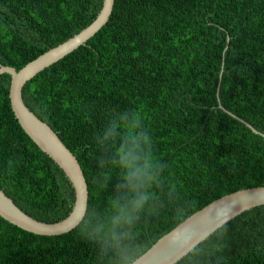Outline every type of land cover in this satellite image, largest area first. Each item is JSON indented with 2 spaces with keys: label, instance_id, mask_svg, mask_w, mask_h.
<instances>
[{
  "label": "trees",
  "instance_id": "1",
  "mask_svg": "<svg viewBox=\"0 0 264 264\" xmlns=\"http://www.w3.org/2000/svg\"><path fill=\"white\" fill-rule=\"evenodd\" d=\"M102 5L0 0V65L20 70L89 26ZM10 85L1 74L0 189L35 219L60 221L73 186L22 129ZM23 97L77 158L89 201L82 222L58 236L0 217V264H130L214 200L264 186V0H115L108 22L28 81ZM133 136L155 180L132 223L114 224L116 201L129 194L117 188V151ZM176 264H264V206Z\"/></svg>",
  "mask_w": 264,
  "mask_h": 264
},
{
  "label": "water",
  "instance_id": "2",
  "mask_svg": "<svg viewBox=\"0 0 264 264\" xmlns=\"http://www.w3.org/2000/svg\"><path fill=\"white\" fill-rule=\"evenodd\" d=\"M114 3L115 0H103L99 14L89 26L27 63L20 70L0 65V75H11L9 98L16 119L33 142L64 172L75 194L68 216L48 223L25 213L0 189V217L27 232L58 236L74 230L86 215L89 190L77 158L54 130L26 105L24 87L39 72L63 59L94 36L108 22ZM252 130L262 134L254 128ZM259 206H264V186L241 189L216 199L160 238L130 264H176L226 223Z\"/></svg>",
  "mask_w": 264,
  "mask_h": 264
},
{
  "label": "clouds",
  "instance_id": "3",
  "mask_svg": "<svg viewBox=\"0 0 264 264\" xmlns=\"http://www.w3.org/2000/svg\"><path fill=\"white\" fill-rule=\"evenodd\" d=\"M112 135L111 130L104 133V138L107 139ZM147 142V137H143ZM129 144L132 147H129ZM139 142L138 138L133 136L125 140L117 151L119 160L115 163L124 171V184L117 185V188H127L128 196L123 204L119 200L116 201L117 215L113 218L114 224H119L121 221L130 224L135 219V214L143 210L145 204L149 200L147 188L155 180V173L152 171L153 165L150 162V157L138 154Z\"/></svg>",
  "mask_w": 264,
  "mask_h": 264
},
{
  "label": "rangeland",
  "instance_id": "4",
  "mask_svg": "<svg viewBox=\"0 0 264 264\" xmlns=\"http://www.w3.org/2000/svg\"><path fill=\"white\" fill-rule=\"evenodd\" d=\"M11 76V75H10Z\"/></svg>",
  "mask_w": 264,
  "mask_h": 264
}]
</instances>
